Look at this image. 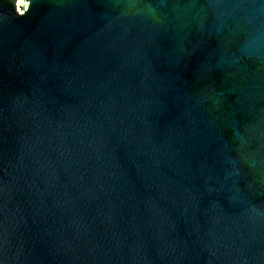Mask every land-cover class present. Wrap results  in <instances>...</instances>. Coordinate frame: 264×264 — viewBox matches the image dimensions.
<instances>
[{
  "label": "water",
  "instance_id": "obj_1",
  "mask_svg": "<svg viewBox=\"0 0 264 264\" xmlns=\"http://www.w3.org/2000/svg\"><path fill=\"white\" fill-rule=\"evenodd\" d=\"M0 264H264V0H0Z\"/></svg>",
  "mask_w": 264,
  "mask_h": 264
}]
</instances>
